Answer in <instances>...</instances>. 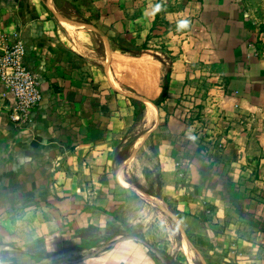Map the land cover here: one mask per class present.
<instances>
[{
  "label": "crops",
  "instance_id": "crops-1",
  "mask_svg": "<svg viewBox=\"0 0 264 264\" xmlns=\"http://www.w3.org/2000/svg\"><path fill=\"white\" fill-rule=\"evenodd\" d=\"M74 1L70 14L54 0H0V53L20 38L42 91L26 124L0 96V263L164 264L134 239L85 257L141 220L121 215L134 195L175 225L194 264H264V56H245L252 39L264 47V0H202L176 32L157 0ZM199 61L224 86L208 77L188 123ZM147 145L156 186L142 193L127 172Z\"/></svg>",
  "mask_w": 264,
  "mask_h": 264
},
{
  "label": "rangeland",
  "instance_id": "rangeland-1",
  "mask_svg": "<svg viewBox=\"0 0 264 264\" xmlns=\"http://www.w3.org/2000/svg\"><path fill=\"white\" fill-rule=\"evenodd\" d=\"M54 1L63 13L73 14L75 7H77L78 5V2H75L74 0H54ZM256 1L257 0H239L238 4L241 9H251L256 7L258 3ZM201 2L202 0H157V3H155L156 5L155 10L158 16L157 17L158 22L160 23V25L164 26L165 28L169 27L174 32H176L177 29H183L184 27L182 22H180L181 18L179 12H183L184 10L187 13H189L188 10H190L191 12H194V16H195L198 14V10H200ZM68 17L71 19H75L70 16ZM261 18H262L260 21L261 24L258 25L260 29L262 28L261 25L264 24L263 23L264 17ZM185 22H187L186 24L190 26L192 23V19L188 18V20H186ZM254 40L256 42H254L253 39L247 42V46L249 50L245 54L246 58H251V57L258 58L264 56V47L261 48L256 47L257 42L258 43L262 42L261 39L255 38ZM157 49L165 51L164 48H157ZM167 57L169 58V56ZM196 68H197L196 71H198L196 72L198 76H196L194 80L193 94L196 93V96H198L201 100H204L205 95H208L207 94V91L209 89L208 85L209 87L210 85H212L208 81V77L215 76L216 85L219 88H222L224 86V82H223L224 80L222 76L218 74L216 70H213L207 63L203 61H199L196 64ZM197 111L199 112V110H196V112ZM194 114H195L194 118L196 119L200 115V113L197 114L195 112ZM127 133H129V136L130 135L131 136L129 137V139H127V142L124 144L122 149L125 148V146L128 144V142L132 137L131 129L128 130ZM144 148H142V150L138 152L137 159H135L134 161L132 159L133 165H131L128 169L127 181H129L130 185L133 186L138 192H142V193L149 191L154 192L156 186V179L153 176L154 171H152L153 169L156 168L154 153L151 150L152 149L151 146L147 145L146 149ZM148 164L151 166V168H153L151 169V171ZM123 183L126 184V182L124 181ZM128 200L130 204L129 206L126 207L125 210L123 209L121 211L122 217L124 219H127L128 216H132L134 218L140 216L142 217L141 220H139L140 218H138V220L135 221L130 226L125 225L123 227L124 229H122L121 231V235L133 234L146 240L149 244H151L154 248H156L159 251V253L164 259V264H189V263L194 264L191 257H187L188 258L187 260V258L182 255L181 250L176 248L178 243V232L175 225L169 219L163 216V214L157 212L156 208L154 209L146 208V206H144V201H142L141 199H139L134 195L128 196ZM145 215L147 216L146 218H148V224L149 222L153 224V231L152 233H149V235L146 234L147 231L146 229H144L143 222L145 221ZM149 227L151 228V224H149ZM145 235L148 237L157 236L158 239L151 242L150 240H147L145 238ZM105 242H103L102 244H104ZM102 244L95 246V249ZM156 244H162L165 246L164 248L167 249L172 247V249L174 250L175 248L176 253H174V256H170L166 254L165 251L158 249L156 247ZM13 260L14 259H12L11 261Z\"/></svg>",
  "mask_w": 264,
  "mask_h": 264
},
{
  "label": "built area",
  "instance_id": "built-area-1",
  "mask_svg": "<svg viewBox=\"0 0 264 264\" xmlns=\"http://www.w3.org/2000/svg\"><path fill=\"white\" fill-rule=\"evenodd\" d=\"M25 52L24 42L15 38L4 42L0 53V96L6 101L8 119L14 124L28 123L42 99L39 81L24 61ZM200 101L196 94L192 95L184 107L186 122L195 121L194 109L196 113Z\"/></svg>",
  "mask_w": 264,
  "mask_h": 264
},
{
  "label": "water",
  "instance_id": "water-1",
  "mask_svg": "<svg viewBox=\"0 0 264 264\" xmlns=\"http://www.w3.org/2000/svg\"><path fill=\"white\" fill-rule=\"evenodd\" d=\"M124 239H134V240H138L140 241L142 244H144L149 250L150 252L156 256L161 262L164 263V259L163 257L161 256V254L159 253V251L154 248L151 244H149L146 240L142 239L141 237L139 236H136V235H133V234H126V235H121L117 238H115L114 240H110L108 241L107 243L99 246L96 250H94L93 252H90L89 254H87L85 257H88V256H92L98 252H101L103 250H106L110 247H112L116 242L120 241V240H124ZM0 264H8V263H0Z\"/></svg>",
  "mask_w": 264,
  "mask_h": 264
},
{
  "label": "bare ground",
  "instance_id": "bare-ground-1",
  "mask_svg": "<svg viewBox=\"0 0 264 264\" xmlns=\"http://www.w3.org/2000/svg\"><path fill=\"white\" fill-rule=\"evenodd\" d=\"M63 20H65V19H63ZM70 22V21H69ZM69 24V23H68ZM67 25V24H66ZM65 25V26H66ZM67 29H68V27H67ZM70 30V29H69ZM71 31V30H70ZM77 47V46H76ZM78 48V47H77ZM83 51V50H82ZM85 52V51H84ZM88 54V53H87ZM109 67V66H108ZM108 70V69H107ZM115 85H117V84H115ZM124 92V91H123ZM131 94V93H130ZM132 96V95H131ZM138 97V96H137ZM146 101H145V103H146V105H147V107H148V117H149V119L150 120H154L155 118H156V115H155V111H154V106H153V104L154 103H152V102H150L149 100H147V99H145ZM146 110V109H145ZM148 117H146V118H148ZM148 120V119H147ZM151 124H153V123H151ZM122 181H123V179H122ZM161 206V205H160ZM162 207V206H161ZM166 212H167V210H166ZM173 214V213H172ZM174 216V215H173ZM173 218V217H172ZM175 221H177L176 219H175ZM184 231V230H183ZM185 236V235H184ZM182 246V245H181ZM190 249V248H189ZM190 251V250H189ZM183 252V251H182ZM185 254V253H184ZM200 257V256H199Z\"/></svg>",
  "mask_w": 264,
  "mask_h": 264
},
{
  "label": "trees",
  "instance_id": "trees-1",
  "mask_svg": "<svg viewBox=\"0 0 264 264\" xmlns=\"http://www.w3.org/2000/svg\"><path fill=\"white\" fill-rule=\"evenodd\" d=\"M168 78H166V80H167ZM164 89H165V87H164Z\"/></svg>",
  "mask_w": 264,
  "mask_h": 264
}]
</instances>
